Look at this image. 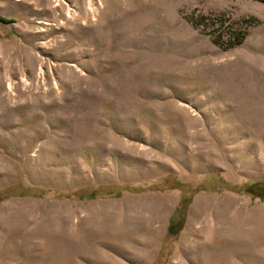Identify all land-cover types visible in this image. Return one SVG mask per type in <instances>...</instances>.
<instances>
[{
	"label": "rangeland",
	"instance_id": "1",
	"mask_svg": "<svg viewBox=\"0 0 264 264\" xmlns=\"http://www.w3.org/2000/svg\"><path fill=\"white\" fill-rule=\"evenodd\" d=\"M0 264H264V2L0 0Z\"/></svg>",
	"mask_w": 264,
	"mask_h": 264
},
{
	"label": "trees",
	"instance_id": "2",
	"mask_svg": "<svg viewBox=\"0 0 264 264\" xmlns=\"http://www.w3.org/2000/svg\"><path fill=\"white\" fill-rule=\"evenodd\" d=\"M262 1L264 2V0H262ZM243 39H244V36L241 35V33L233 31L230 34L229 44L230 45H239L242 43Z\"/></svg>",
	"mask_w": 264,
	"mask_h": 264
}]
</instances>
